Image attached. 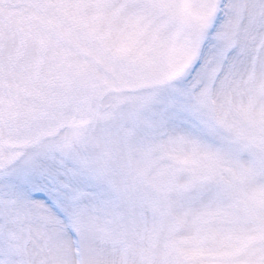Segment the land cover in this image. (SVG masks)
Here are the masks:
<instances>
[{
    "label": "snow or ice",
    "instance_id": "1",
    "mask_svg": "<svg viewBox=\"0 0 264 264\" xmlns=\"http://www.w3.org/2000/svg\"><path fill=\"white\" fill-rule=\"evenodd\" d=\"M0 264H264V0H0Z\"/></svg>",
    "mask_w": 264,
    "mask_h": 264
}]
</instances>
